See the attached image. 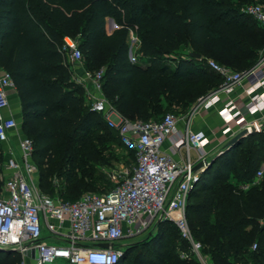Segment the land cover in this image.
Segmentation results:
<instances>
[{"label": "trees", "instance_id": "1", "mask_svg": "<svg viewBox=\"0 0 264 264\" xmlns=\"http://www.w3.org/2000/svg\"><path fill=\"white\" fill-rule=\"evenodd\" d=\"M249 5L264 0H0V68L16 86L42 192L76 202L91 190H113L99 169L110 165L114 147L135 163L73 80L61 52L65 37L78 42L87 71L104 72V94L124 119L158 122L221 88L223 78L208 61L239 73L259 66L264 26L244 12ZM110 20L118 27L111 35ZM132 35L140 42L137 61ZM4 159L0 144V191ZM262 167L264 133H255L225 148L190 193L189 228L212 264H264ZM138 246L144 249L124 247L118 264H200L181 253L191 246L170 222ZM20 263L18 253L0 252V264Z\"/></svg>", "mask_w": 264, "mask_h": 264}, {"label": "built area", "instance_id": "2", "mask_svg": "<svg viewBox=\"0 0 264 264\" xmlns=\"http://www.w3.org/2000/svg\"><path fill=\"white\" fill-rule=\"evenodd\" d=\"M244 12L264 26V6L252 5ZM61 52L71 65L73 80L85 89L91 110L118 132L121 144L134 153L135 163L121 176L115 173L114 189L104 194L87 192L76 202H64L59 195L43 193L33 141L25 136L12 108L16 86L0 68V144L6 146L4 186L0 191V248L18 253L20 264H118L124 255L120 246L124 239L140 237L170 222L190 244L199 263L212 264L189 228L187 206L190 193L206 171H196V167L205 166L224 150L217 155L209 153L211 141L205 133L192 129L191 120L202 110L222 105L218 112L227 132L234 125L236 136L264 133V59L248 73L208 61L223 84L198 101L191 119L170 113L161 121L143 123L128 121L116 111L104 94V72L91 73L84 68L76 40L65 37ZM250 78L259 79L246 91L249 102L239 105L232 95ZM181 121L186 125L184 131L178 128ZM168 140L172 142L170 153L164 150ZM263 176L264 167L257 173V180Z\"/></svg>", "mask_w": 264, "mask_h": 264}, {"label": "crops", "instance_id": "3", "mask_svg": "<svg viewBox=\"0 0 264 264\" xmlns=\"http://www.w3.org/2000/svg\"><path fill=\"white\" fill-rule=\"evenodd\" d=\"M111 25L110 32L111 35L114 31L118 29L116 24L112 22V20L108 21ZM134 36V35H132ZM137 42V50L139 49L140 42L136 39ZM131 54V53H130ZM259 78H250L244 81L241 87L237 88L232 95V98L237 99L239 105L247 104L249 102V97L246 94V91L251 88ZM12 108L14 110L15 116L22 126V114H21V104L18 99V96L15 94L12 96ZM222 108V105H219L216 109L212 110H202L198 114H196L191 120V127L195 132H203L211 141L210 146L207 148L209 153L217 155L218 152L224 150L229 142H231L237 134V129L233 125V130L231 132H227V127L224 125L223 121L219 116V109ZM178 128L181 131H184L186 125L183 121L179 122ZM3 149H5V145H1ZM172 147L171 140H168L164 146V150L170 153ZM174 158L180 160V156L174 155ZM193 159H196V155L193 154Z\"/></svg>", "mask_w": 264, "mask_h": 264}, {"label": "rangeland", "instance_id": "4", "mask_svg": "<svg viewBox=\"0 0 264 264\" xmlns=\"http://www.w3.org/2000/svg\"><path fill=\"white\" fill-rule=\"evenodd\" d=\"M252 6V5H249ZM247 6V7H249ZM108 31L110 32L111 29V25L108 23ZM136 37L132 36L131 38V59L133 61H137L138 60V46H137V42H136ZM85 68V67H84ZM198 104H196L192 110H190L189 112L185 113V114H177L175 110H171L169 112V114H175L177 117L181 118V119H185V120H189L194 116V113L196 111V108H198L197 106ZM113 158L111 159V163L110 165H103L100 167L99 171L106 177V180L110 183L109 185V189L114 187V183H113V175L116 173L118 174V176H121V172L126 171L128 169L131 168V166L134 164V159L133 158H129L128 156V152L125 151L124 149H121L119 147H114L113 148ZM263 168V167H262ZM261 168V169H262ZM92 192H98L95 190H91ZM101 193V192H98ZM105 193V192H104ZM170 232H172V234H177V231L173 228L170 227ZM154 233V231H149L148 233L140 236V237H136V238H126L124 239L121 243L120 246L121 247H126V246H134V247H138L137 251H141L144 249V247H139L138 245L147 240L152 234ZM182 254H188V255H192L191 251H188L187 253H185V251L183 249L180 250Z\"/></svg>", "mask_w": 264, "mask_h": 264}, {"label": "water", "instance_id": "5", "mask_svg": "<svg viewBox=\"0 0 264 264\" xmlns=\"http://www.w3.org/2000/svg\"><path fill=\"white\" fill-rule=\"evenodd\" d=\"M113 22V21H112ZM131 56V54H130ZM192 58H196V59H200V56L197 54H192L191 55ZM248 136H246L245 134H240L238 136H236L231 142H229V144L227 145V149L232 148L233 146H235L240 140L246 138ZM216 158H213L212 160H210L205 166L200 164L196 167V171H199L200 169L204 168L206 171L211 167V165L214 164ZM0 252H4L1 248H0Z\"/></svg>", "mask_w": 264, "mask_h": 264}]
</instances>
